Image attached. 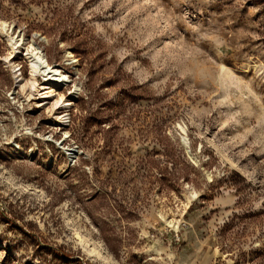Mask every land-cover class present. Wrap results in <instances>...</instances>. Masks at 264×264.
<instances>
[{
  "label": "rangeland",
  "instance_id": "1",
  "mask_svg": "<svg viewBox=\"0 0 264 264\" xmlns=\"http://www.w3.org/2000/svg\"><path fill=\"white\" fill-rule=\"evenodd\" d=\"M0 264H264V0H0Z\"/></svg>",
  "mask_w": 264,
  "mask_h": 264
},
{
  "label": "bare ground",
  "instance_id": "2",
  "mask_svg": "<svg viewBox=\"0 0 264 264\" xmlns=\"http://www.w3.org/2000/svg\"><path fill=\"white\" fill-rule=\"evenodd\" d=\"M13 44L16 45V42ZM15 45H14V47H15ZM17 45H20V44H17ZM25 54H26L27 59L30 63L31 74L33 76H35L36 74H42L44 81H45L44 85H48L49 87H53V86H56L57 84L61 83L64 80V76L58 72L57 68L55 66H51L47 63V61L45 60V58L42 54V51L39 48H37V47L32 48L30 51L26 50ZM183 141L185 144L187 143L185 137H183ZM213 144H215V143H213ZM212 147L214 148L215 146H212ZM217 147H219V146H217ZM30 152H32V151H29V153ZM231 161H232V159H231ZM232 162H234V161H232Z\"/></svg>",
  "mask_w": 264,
  "mask_h": 264
},
{
  "label": "trees",
  "instance_id": "3",
  "mask_svg": "<svg viewBox=\"0 0 264 264\" xmlns=\"http://www.w3.org/2000/svg\"><path fill=\"white\" fill-rule=\"evenodd\" d=\"M74 52H76V51H74Z\"/></svg>",
  "mask_w": 264,
  "mask_h": 264
}]
</instances>
